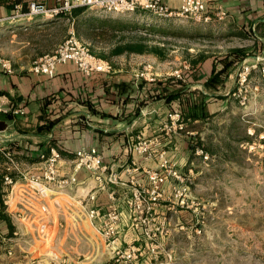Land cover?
<instances>
[{
	"label": "rangeland",
	"instance_id": "374dc122",
	"mask_svg": "<svg viewBox=\"0 0 264 264\" xmlns=\"http://www.w3.org/2000/svg\"><path fill=\"white\" fill-rule=\"evenodd\" d=\"M55 16L54 23L47 21L20 33L6 26L0 28V57L9 58L16 65L23 62L30 71L28 67L36 57L75 32L95 53L115 66L138 73L150 63L155 80L167 75L183 79V71L201 53L209 58L197 65L207 69L214 58L243 46L246 55L242 59L239 54L233 55L225 83L204 97L211 106L210 115L190 120L180 114L185 129L179 133L187 143L188 162L176 167L184 176V196L177 197V188L182 184L170 178L164 185L162 198L166 200L158 201L164 203V212L162 225H157L164 228L156 233L152 230L151 237L145 234L137 241L142 242L139 245L143 251L139 264H264V24L248 29L249 25L233 21L230 12L224 19L210 22L162 17L141 9L109 12L85 8L79 15ZM177 70L182 76H178ZM187 83L184 97L198 100L200 91L205 89L202 81ZM70 108L64 100L57 101L48 107L49 116L60 114L61 128L81 124L78 114H70ZM170 109L176 111L171 106ZM20 126L29 128L23 122ZM35 139L30 138L32 142ZM37 142L44 147L47 144L46 139ZM18 151L26 160L25 154H33L22 148ZM73 195L76 196L75 191ZM60 201L61 208L68 207L63 196ZM11 217L17 234H9L0 211V264L104 261L102 254L100 261H88L85 253L97 255L98 248L87 245L79 247L81 252L77 251L76 256H67L65 245L55 241L56 225L48 221L41 231L39 222L13 214ZM91 229L95 231L94 226ZM104 249L105 246L100 251L103 253ZM148 252L155 255L150 260Z\"/></svg>",
	"mask_w": 264,
	"mask_h": 264
},
{
	"label": "crops",
	"instance_id": "0c3cea01",
	"mask_svg": "<svg viewBox=\"0 0 264 264\" xmlns=\"http://www.w3.org/2000/svg\"><path fill=\"white\" fill-rule=\"evenodd\" d=\"M30 1L32 0H0V16H10L16 10L26 12ZM38 1L49 5L56 2V0ZM172 3L176 4L177 1L172 0ZM214 3L226 7L233 21L245 26L249 25L248 29L250 26L256 28L258 24H264V0H214ZM35 16L8 18L0 24V28L6 26L5 28H12L11 30L20 33L21 30L40 27L43 25L41 23L56 21L54 19L56 16L42 14ZM111 64L110 71L87 75L71 61L60 63L56 75L48 77L45 74L28 71L27 64L20 62L15 64L12 73L4 72L0 75V104L25 108L24 114L13 113L9 116L6 112H0V137L3 146H11L13 149L16 147L19 150L22 148L26 152L38 154L44 146H40L37 141L44 139L49 142L56 138L55 142L70 152H75L82 145H96L102 151L110 169L120 173L121 179L118 183L98 189V180L90 171L82 170L80 176L84 182L75 192L76 196H83L87 191L98 189L96 202L102 210L115 207L122 212L124 218L121 222L120 235L110 247L96 234V229L95 231L91 229L93 226L91 220L75 195H61L64 198L63 203L68 205L65 209L61 208L60 196L56 198V204L51 202L53 211L48 215V222L50 225H56L55 241L65 245V252L69 257L76 256L77 251H80L79 247L83 245L98 248L97 255L85 253L90 258L88 261L91 262L100 261L102 255L105 260L114 253V249L124 248L132 242L138 244L137 241L144 238V228L147 225L143 223L142 216L148 213L131 207L129 200L135 187L144 189L145 198L148 195L146 190L151 187L148 172L157 168L158 152L166 151L178 166L186 165L188 162L187 143L179 133L181 129L172 124L169 116L170 105L164 98H156V93L160 90L155 89L152 81L139 78L137 70L115 66L112 62ZM211 65L212 61L207 69L210 70ZM167 77L169 76L158 79L165 80ZM202 90L207 94L205 97H209L208 94L212 93ZM52 96L53 99L49 100ZM162 99L163 102H160ZM48 100L49 108L57 101L61 103L64 100L68 107H71L70 114L71 112L73 115L78 114L81 124H68L61 128L62 117L51 131L39 133L37 125L42 122L41 114L44 103ZM90 106L97 111L92 110ZM210 107L206 100V109L209 113H211ZM171 108L177 111L176 108ZM55 117L61 115H52V118ZM21 122L29 128H21ZM35 137H38V140ZM30 138L35 139L36 143ZM146 140L154 141L156 152L153 154L147 155L146 152L137 150L136 145ZM161 200H166V197ZM163 205L164 203L160 202L154 204L150 214L148 228L155 233L156 230L162 231L164 228L161 226ZM32 207L37 211V207ZM158 223L161 225H157ZM103 246H105L104 254L100 251ZM154 256L148 252L147 258L150 260Z\"/></svg>",
	"mask_w": 264,
	"mask_h": 264
},
{
	"label": "built area",
	"instance_id": "2783aa9c",
	"mask_svg": "<svg viewBox=\"0 0 264 264\" xmlns=\"http://www.w3.org/2000/svg\"><path fill=\"white\" fill-rule=\"evenodd\" d=\"M176 1L177 3L173 4L172 0H56L55 4L49 5L43 1L32 0L26 12L16 10L10 16H0V24L8 18L14 19L24 15L32 17L39 14L55 16L71 13L76 7L109 12H131L141 9L162 17H177L197 22L220 20L229 14L226 7L222 4H215L214 0ZM70 61L87 75L112 69L111 62L95 53L89 44L80 39L75 32H71L54 49L36 57L28 69L33 73L53 77L56 75L60 63ZM151 66L150 63L145 64L143 69L137 73L138 77H145L149 81L155 80L156 77L151 71ZM13 71L12 61L9 58L0 57V75ZM177 74L182 76L179 70H177ZM0 112L24 114L25 108L24 106L11 107L0 104ZM180 114L179 111H175L170 112L169 116L172 119V124L183 130L185 124ZM153 143V140H146L138 143L136 148L138 151L150 155L156 152ZM0 150L5 156L2 163L3 175L0 180V190L6 210L9 214L20 216L32 223L39 222L38 229L41 231H44L48 215L53 211L51 202L56 204L57 197L64 194L73 195V192L80 188L84 182L80 176L82 170L90 171L98 180V189L108 188L110 184L118 183L121 179L119 172L110 169L104 160L102 151L96 145H82L75 150L74 156L71 157L64 156L57 146L52 145L48 151L41 150L38 153L39 159L29 161L17 157L15 150L3 146L2 137H0ZM158 160L157 168L148 172L151 187L146 190L148 192L146 198L144 189L135 187L129 200L131 207L148 213L142 216L143 223L147 225L144 228V233L148 237L152 236V229L148 228L150 214L153 205L162 199L164 185L170 178H175L182 184L179 189L177 188V197H183L185 191L184 176L166 151L158 152ZM98 189L87 191L77 199L92 225L110 247L120 235L124 216L115 207L107 210L101 209L96 202ZM32 206L37 207V211H34ZM17 233L18 230L15 227L13 234ZM4 238L6 239L5 236ZM9 238L11 237L9 236ZM9 251L11 253V250ZM142 255L141 246L132 242L127 247L114 249V253L100 264H139Z\"/></svg>",
	"mask_w": 264,
	"mask_h": 264
},
{
	"label": "trees",
	"instance_id": "16d2710c",
	"mask_svg": "<svg viewBox=\"0 0 264 264\" xmlns=\"http://www.w3.org/2000/svg\"><path fill=\"white\" fill-rule=\"evenodd\" d=\"M84 9L85 7H76L72 10L71 13L73 15H79ZM237 54H239L238 58L240 59H242V57L246 55L243 46L234 47L232 49V52L225 54L221 58H214L212 60L211 69L208 70L203 68V66L201 65L200 66L197 65V63H200L201 61L204 62L206 59L209 58V55L201 53L192 60L193 61L192 66L183 71V76H184L183 79L177 76H170L166 80H153L152 82L155 89L160 90L159 93H156V98L159 97L164 98L165 102H167L171 107H173V109L174 107L175 108L177 107L176 108L177 111H179L182 114L184 119L187 118L190 120H194V119L206 118L207 116L210 115V113L206 109V100L204 99L205 95L207 94L204 93L203 90H201L200 91L201 97L198 98V100H191L190 98L184 97V91L189 86L187 81L188 82H196L197 80L202 81L205 90L212 91V93H215V90H217L219 86L224 84L225 80L229 77L231 72V67L234 62L233 55L237 57ZM168 84H172L173 86L170 87ZM48 103L49 100L44 103L43 112L41 114L42 122H40L37 125L38 132L42 134L51 131L52 127L61 119L60 117L52 118L49 116L50 113L47 112ZM90 107L92 110L97 111L93 106ZM6 113L9 116L13 114V112H6ZM52 145L57 146L60 152L64 156H68V157L74 156L75 152H70L68 150H65L59 144L52 141L47 142V144L42 150L48 151L50 146ZM9 147L13 149L11 146ZM18 150L19 149L15 150L16 151L15 155L17 157L22 158ZM28 152L29 151H27L26 153ZM24 157L27 158V160L29 161H34L39 159L38 154H32V156L29 154H25ZM4 160H5V156L0 150V163L4 162ZM2 175H3V170L2 168H0V180L2 178ZM0 211L2 212V215L7 222V226L9 227V231H10L9 234L12 235L16 225L13 222L11 215L6 210V206L3 201L1 190H0Z\"/></svg>",
	"mask_w": 264,
	"mask_h": 264
}]
</instances>
